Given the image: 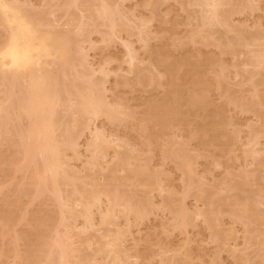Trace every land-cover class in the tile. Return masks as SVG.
<instances>
[{
	"label": "bare ground",
	"instance_id": "bare-ground-1",
	"mask_svg": "<svg viewBox=\"0 0 264 264\" xmlns=\"http://www.w3.org/2000/svg\"><path fill=\"white\" fill-rule=\"evenodd\" d=\"M0 264H264V0H0Z\"/></svg>",
	"mask_w": 264,
	"mask_h": 264
},
{
	"label": "rangeland",
	"instance_id": "rangeland-1",
	"mask_svg": "<svg viewBox=\"0 0 264 264\" xmlns=\"http://www.w3.org/2000/svg\"><path fill=\"white\" fill-rule=\"evenodd\" d=\"M151 225H155V223L154 222H151Z\"/></svg>",
	"mask_w": 264,
	"mask_h": 264
}]
</instances>
